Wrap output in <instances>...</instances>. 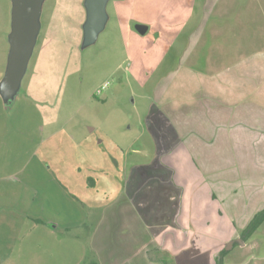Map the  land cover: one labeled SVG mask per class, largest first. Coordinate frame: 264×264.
<instances>
[{
    "label": "rangeland",
    "instance_id": "obj_1",
    "mask_svg": "<svg viewBox=\"0 0 264 264\" xmlns=\"http://www.w3.org/2000/svg\"><path fill=\"white\" fill-rule=\"evenodd\" d=\"M153 1L149 7H138L134 19L122 26L115 22L108 2L106 24L87 46L83 45L84 0L42 1L22 76L11 95L9 91L0 98V176L20 180L11 183L6 195L2 192L9 201L4 205L9 209L6 216L13 222L9 227L8 221L0 220V264L87 260L160 264L162 259L168 264H212L215 242L221 237L214 225L200 224L214 214L191 203L189 192L183 189L179 203L172 197L175 191L156 192L150 183L142 184L140 209L146 225L157 233L156 244L131 217L121 196L131 164L150 161L154 155V145L142 130L153 104L152 83L166 74L163 59L158 62L165 56L168 38L165 0ZM257 1L256 23L263 28L259 26L261 31L245 43L253 51L264 49V0ZM12 10V0H0V81L8 66ZM140 22L149 25L142 36L134 28ZM176 42L174 51L180 56L181 40ZM168 57L170 53L166 61ZM157 66L161 70L154 71ZM104 83L107 88L96 94ZM75 164L85 183L55 180L54 175L68 173ZM263 170L262 166L225 167L222 172L235 176L219 182L221 193L235 195L229 202L241 199L244 205L246 195L260 198L263 186L258 178ZM132 180L133 175L130 186ZM42 195L47 199L44 226L33 229L29 222L25 226L23 220L38 216ZM182 230L187 238L180 239ZM225 264H264V224L247 241V248L236 246L229 252Z\"/></svg>",
    "mask_w": 264,
    "mask_h": 264
},
{
    "label": "crops",
    "instance_id": "obj_2",
    "mask_svg": "<svg viewBox=\"0 0 264 264\" xmlns=\"http://www.w3.org/2000/svg\"><path fill=\"white\" fill-rule=\"evenodd\" d=\"M109 2L120 26L134 19L138 7L155 4L153 0ZM257 3V0H165L164 30L168 42L165 41V56L158 63L163 59L166 74L152 83L153 104H149L142 130L154 145V155L150 161L131 164L121 190L125 208L154 244L157 233L146 225L140 209L144 183H150L156 192L161 188L175 191L172 197L179 203L183 189L189 192L191 203L202 206L206 213L213 212V218L204 217L202 224L198 223L202 227L214 225L221 237L219 241L224 239V231L233 230L232 221L242 227L249 216L264 208V170L263 175L255 172L263 186L261 197L246 195L245 205L240 203L241 199L230 203L235 195H223L219 183L234 175L222 172L225 167H264V49L253 51L248 49V42L245 45L247 37L251 39L261 31L257 30L261 26L256 23ZM240 5H243L241 12ZM140 24L149 30V25ZM178 40H181L180 56L174 51ZM71 168L66 174L54 175L55 180L61 184L85 183L81 168L77 164ZM19 182L0 176V215H3L0 220L8 221L9 227L13 220L6 216L9 209L4 205L8 200L2 192L6 195L11 183ZM173 183L175 186H171ZM46 202L42 195L38 200V216L27 217L20 223L26 226L29 222L33 229L44 226ZM194 220L189 217V222ZM184 231L179 233L180 239L188 237Z\"/></svg>",
    "mask_w": 264,
    "mask_h": 264
},
{
    "label": "water",
    "instance_id": "obj_3",
    "mask_svg": "<svg viewBox=\"0 0 264 264\" xmlns=\"http://www.w3.org/2000/svg\"><path fill=\"white\" fill-rule=\"evenodd\" d=\"M44 0H12V22L10 33V52L5 77L0 83L2 98L17 85L32 50L34 36L37 31V17ZM111 0H84L86 12L83 24V45L87 46L95 41L103 30L107 13L106 6ZM135 31L144 35L147 26L136 24ZM9 96V95H8ZM6 97V96H5Z\"/></svg>",
    "mask_w": 264,
    "mask_h": 264
},
{
    "label": "flooded vegetation",
    "instance_id": "obj_4",
    "mask_svg": "<svg viewBox=\"0 0 264 264\" xmlns=\"http://www.w3.org/2000/svg\"><path fill=\"white\" fill-rule=\"evenodd\" d=\"M264 211V208L256 212L250 220L246 221V223L243 224L242 227H237L236 223L232 221L231 225L233 227V230L224 231L223 237L224 239L219 241L214 246L213 255L211 257L212 264H225V258L229 254V252L236 246L240 248H247V241L252 240L255 233L259 230V228L264 224V221L256 228L254 232L250 229V223L253 219V217L261 212ZM186 236V232L184 233ZM183 243H181L182 245ZM156 246V245H155ZM181 246H177L176 248H180ZM160 248V247H158ZM163 252V249L160 248ZM160 264H168V262L165 259H162Z\"/></svg>",
    "mask_w": 264,
    "mask_h": 264
},
{
    "label": "trees",
    "instance_id": "obj_5",
    "mask_svg": "<svg viewBox=\"0 0 264 264\" xmlns=\"http://www.w3.org/2000/svg\"><path fill=\"white\" fill-rule=\"evenodd\" d=\"M263 221H264V211H261L253 217V219L250 223V229L252 230V232H254L256 230V228H258V226ZM82 264H98V263L93 261V260H87V261H83Z\"/></svg>",
    "mask_w": 264,
    "mask_h": 264
},
{
    "label": "built area",
    "instance_id": "obj_6",
    "mask_svg": "<svg viewBox=\"0 0 264 264\" xmlns=\"http://www.w3.org/2000/svg\"><path fill=\"white\" fill-rule=\"evenodd\" d=\"M107 86H108V84H107V83H104V84L100 87V89H98V90L96 91V94H101L102 90H104L105 88H107Z\"/></svg>",
    "mask_w": 264,
    "mask_h": 264
}]
</instances>
